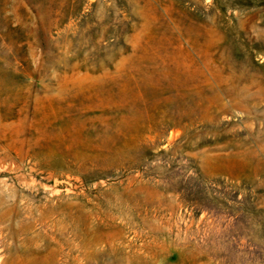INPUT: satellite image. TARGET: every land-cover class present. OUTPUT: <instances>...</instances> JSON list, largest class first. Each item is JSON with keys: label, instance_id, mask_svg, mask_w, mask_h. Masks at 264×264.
<instances>
[{"label": "rangeland", "instance_id": "1", "mask_svg": "<svg viewBox=\"0 0 264 264\" xmlns=\"http://www.w3.org/2000/svg\"><path fill=\"white\" fill-rule=\"evenodd\" d=\"M0 264H264V0H0Z\"/></svg>", "mask_w": 264, "mask_h": 264}]
</instances>
